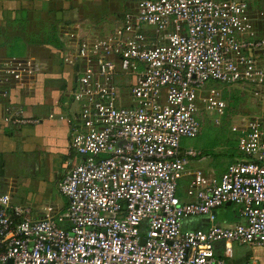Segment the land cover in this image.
<instances>
[{"label": "built area", "instance_id": "obj_1", "mask_svg": "<svg viewBox=\"0 0 264 264\" xmlns=\"http://www.w3.org/2000/svg\"><path fill=\"white\" fill-rule=\"evenodd\" d=\"M249 2L137 0L97 36L67 23L63 62L78 67L79 112L60 117L83 158L59 182L68 206L58 215L48 206L33 219L30 207L12 205L0 191V264H229V243L264 245V106L233 122L244 156L220 174L192 169L201 152L181 145L199 135L200 111L225 114L221 89L203 92L209 80L263 97L264 38ZM45 62L2 59L0 86L28 84ZM6 110V122H39ZM184 176L189 201L177 192ZM227 203L241 206L244 223H215V209ZM196 215L212 225L183 230L182 220Z\"/></svg>", "mask_w": 264, "mask_h": 264}, {"label": "crops", "instance_id": "obj_2", "mask_svg": "<svg viewBox=\"0 0 264 264\" xmlns=\"http://www.w3.org/2000/svg\"><path fill=\"white\" fill-rule=\"evenodd\" d=\"M92 1L101 0H0V61L8 57L34 56L47 64L43 71L30 78L28 84L22 85L13 80L0 86V176H3L6 170L12 172L14 167L16 169V173L13 172L16 174L15 178L9 176L0 179V191L10 193L12 205L30 207V217L33 219L44 217L48 206L54 208V215L66 210L68 198L61 193L59 182L68 170L83 158L70 147L71 124L67 119L60 117L72 118L79 112V104L73 101L77 68L63 62L62 50L66 41L61 32L64 26L73 20L72 14L81 17L77 20H88V16L92 17L95 12L90 11L87 14L83 9L84 2ZM249 1L251 12L257 17L254 21L257 34L264 38V0ZM88 4L86 10L90 9ZM126 9L127 7L122 14ZM59 11L62 13L60 19L57 17ZM122 14L120 12L110 16V19L103 18V23L106 20L117 24L122 20ZM94 19L96 18H93V23L98 21ZM258 54L260 63L264 65V48ZM254 96L250 98V102L254 105L253 114H257L264 106V89L263 97ZM7 107H11L20 116L36 118L39 122H6L4 117ZM52 113L54 116L50 117ZM235 136L238 137L237 133ZM237 141L238 139L236 143ZM182 147H192L201 152L200 156L191 159L192 169L201 168L220 174L234 161L233 158L225 164L209 161L205 165L202 162L208 161L209 156H212L208 147ZM190 180V176H184L179 181L177 192L183 201L191 200L187 195ZM233 204L227 203L215 209V223L232 226L245 222L240 205L232 216L218 213L219 208ZM200 216L205 218L203 226L183 230L207 229L212 225L213 222L207 215ZM235 245L258 248L264 246L229 243L233 250V255L227 257L229 264H264V256L257 255L252 250L245 253V263H242L236 258ZM225 246L226 243H217L216 254L222 256Z\"/></svg>", "mask_w": 264, "mask_h": 264}, {"label": "rangeland", "instance_id": "obj_3", "mask_svg": "<svg viewBox=\"0 0 264 264\" xmlns=\"http://www.w3.org/2000/svg\"><path fill=\"white\" fill-rule=\"evenodd\" d=\"M135 1L137 0H101L100 2L92 1V2H84V12L87 14L92 11L95 12L92 17L88 16V20H77L81 17H77L76 15L72 14V19L68 23L73 26V24L78 23L83 26H89L87 30L84 31L88 36H97V35H104L107 33L111 28L112 25L115 24L111 21H106L103 23V18H111L113 15H117L127 7H130ZM89 3L90 9L86 10V4ZM108 15V16H107ZM123 15V14H122ZM105 16V17H104ZM111 16V17H110ZM85 18V17H84ZM93 18L95 23H93ZM102 21H100L99 19ZM110 22V23H109ZM63 28L61 32V36H64L66 32L67 26ZM86 24V25H84ZM91 25V26H90ZM66 44L69 43V39L67 36H64ZM55 41V40H54ZM38 51V50H36ZM65 50H62V56ZM39 53V52H38ZM37 53V54H38ZM36 56V54H34ZM26 56V54L24 55ZM206 89L203 91L204 93L208 91L211 87H216L221 89V93L228 104L227 109H225V114L220 115L217 113L216 110L214 111H200V121H201V132L197 137H183L182 138V145L186 146H193L196 148H204L208 147L209 153L213 156H209L208 161L202 162V164H208L209 161H215L216 163L225 164L227 161L231 160L233 156H230V153H234L236 159L240 160L244 155L238 149V145L235 139V133L232 131L231 126L234 121H239L243 115L253 114L252 107L254 105L251 104L250 98L254 96L250 91L248 86H242L241 84H227L221 81L209 80L206 85ZM248 87V88H247ZM250 92V93H249ZM220 93V94H221ZM252 94V95H251ZM255 97V96H254ZM76 108V106H75ZM199 115V114H198ZM219 118L221 124L216 125L215 119ZM231 118V120H230ZM241 156V157H240ZM235 159V160H236ZM9 167H10V163ZM16 169L13 168V171L6 170L4 175L0 176V179L9 178V176L16 177ZM2 187V186H1ZM239 205H230L229 207H221L218 209V213H224L228 216L234 215V210ZM205 222V218L200 215L196 216H188L182 220L183 229H189L194 227L203 226ZM222 243V242H221ZM240 245H235V252L239 260L242 263H245V253L249 250L256 253L257 255L264 256V246L252 247L248 245H244L241 247H237ZM238 250V251H237Z\"/></svg>", "mask_w": 264, "mask_h": 264}, {"label": "trees", "instance_id": "obj_4", "mask_svg": "<svg viewBox=\"0 0 264 264\" xmlns=\"http://www.w3.org/2000/svg\"><path fill=\"white\" fill-rule=\"evenodd\" d=\"M200 132H201V131H200ZM235 139H237V138L235 137ZM229 155H230V156H233V157H232V158H233V160H235L236 158H238V157H236V156H235V154H234V153H230ZM240 157H241V156H240Z\"/></svg>", "mask_w": 264, "mask_h": 264}, {"label": "water", "instance_id": "obj_5", "mask_svg": "<svg viewBox=\"0 0 264 264\" xmlns=\"http://www.w3.org/2000/svg\"><path fill=\"white\" fill-rule=\"evenodd\" d=\"M61 14H62L61 11H59V12L57 13V17H58L59 19L62 17ZM76 68H78V67H76ZM228 204H230V203H228ZM10 263H11V262H10Z\"/></svg>", "mask_w": 264, "mask_h": 264}]
</instances>
